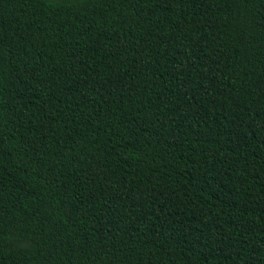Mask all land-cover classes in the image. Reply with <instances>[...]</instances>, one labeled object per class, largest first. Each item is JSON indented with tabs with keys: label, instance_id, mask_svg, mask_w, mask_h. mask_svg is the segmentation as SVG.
<instances>
[{
	"label": "trees",
	"instance_id": "trees-1",
	"mask_svg": "<svg viewBox=\"0 0 264 264\" xmlns=\"http://www.w3.org/2000/svg\"><path fill=\"white\" fill-rule=\"evenodd\" d=\"M0 264H264V0H0Z\"/></svg>",
	"mask_w": 264,
	"mask_h": 264
}]
</instances>
